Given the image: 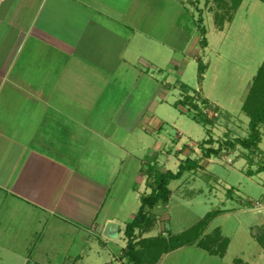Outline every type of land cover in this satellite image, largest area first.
<instances>
[{"label":"crops","instance_id":"1","mask_svg":"<svg viewBox=\"0 0 264 264\" xmlns=\"http://www.w3.org/2000/svg\"><path fill=\"white\" fill-rule=\"evenodd\" d=\"M186 1L0 0V264L127 263L124 232L137 215L116 194L120 168L129 159L128 193L142 205L151 158H138L137 147L163 159L154 135L164 140L165 124L184 140L181 115L170 123L156 109L176 105L166 83L183 81L193 61V34L174 33L179 48L166 29L192 16ZM158 47L163 58L151 64L145 51ZM161 218L137 228L138 240L159 233ZM120 239L121 253L108 259L109 241ZM75 243L72 255L66 246ZM227 250L187 243L146 264H246L224 260ZM59 255L69 261L54 262Z\"/></svg>","mask_w":264,"mask_h":264},{"label":"rangeland","instance_id":"2","mask_svg":"<svg viewBox=\"0 0 264 264\" xmlns=\"http://www.w3.org/2000/svg\"><path fill=\"white\" fill-rule=\"evenodd\" d=\"M183 4L188 9L186 13L192 16L182 18L183 28L167 24L166 29L171 30L173 41L179 48L181 40L174 33L193 34L186 54L193 57V61L186 65L181 77L183 81L174 79L166 83L170 84L174 101L179 105H161L156 112L170 123L173 117L181 115L184 140L178 144L180 133L165 124L162 135L167 137L163 140L154 135L155 141L165 142L163 159L158 161L150 157L152 148L145 150L142 146L137 147L135 155L141 159L151 158L146 162L151 189L153 175L157 172H177L179 165L187 159L195 160L199 166L184 172L180 179L172 180L169 184L172 190L170 201L149 211L148 224L156 222L157 215L162 217L157 222L159 233L151 236L154 237L149 238L151 241L142 243L137 256L145 264L154 259L173 234L182 233L185 241L196 237V244L209 251L220 252L228 247L224 260L239 258L246 264H264V118L258 126L256 146L249 147L244 142L251 135V117L243 108L251 89H254L260 68L264 71V0H187ZM153 50L145 51L151 64L163 58L159 47ZM165 52L174 54L168 47ZM183 56H180L182 60ZM200 63L208 68L203 83ZM169 67L166 65L164 69ZM149 81L152 84L153 81ZM261 86L263 91L256 97L257 102L250 104L252 109L264 106V81ZM148 124L145 123L150 126ZM132 140L138 142L140 138ZM210 149H218V152H210ZM128 167L129 159L120 168L116 194L119 200L127 198L126 208H132L137 215L141 199L136 200L134 193H128L135 190L133 180L136 179H133V169L128 171ZM122 195H126L124 199ZM118 204L113 209L115 213ZM213 210H219V214L203 228L204 221L209 218L207 213ZM109 242L113 252L106 247L107 258L115 259V254L122 251L123 240ZM18 244L24 243L16 241L15 245ZM76 244L66 246L71 250L67 252L79 253ZM205 257L207 255L202 258ZM61 258L54 262L69 261ZM94 261L98 264V256Z\"/></svg>","mask_w":264,"mask_h":264},{"label":"trees","instance_id":"3","mask_svg":"<svg viewBox=\"0 0 264 264\" xmlns=\"http://www.w3.org/2000/svg\"><path fill=\"white\" fill-rule=\"evenodd\" d=\"M204 70H205V66L202 63H200L199 72L201 75L204 73ZM263 78H264V71L262 70V68H260L259 73L254 80V84H255L254 89H251L250 95L248 96L247 101L243 105L244 110L248 112L251 117V121H250L251 135H250V138L244 142L249 147L256 146V143L258 142V139H259L258 126H259V123L264 118V106L259 107L258 105V107H255L254 109H252L251 108L252 105H250V104H255L257 102L256 97L257 96L259 97L260 91H263L262 86L260 88L261 83L264 81ZM256 92H258V94ZM188 99H191V98L188 97ZM205 103H208V100L205 101ZM175 104L179 105V102L178 103L176 102ZM200 121L201 120H199V122ZM212 151L218 152V149H214V150L210 149V152ZM198 166L199 165L195 160L187 159L185 162L179 165L177 172H174L172 170H167L166 172H157L153 175L154 179L152 180H153L154 186L152 187V191L149 194L142 196V205H141V208L137 216L134 218L133 221L127 224L126 229H125L127 245L123 251L122 258H127L128 260H127V263H124V264H142L141 257L137 256L139 254L138 249H140L143 242H147V241L149 242V240L151 241V239H149L150 238L149 237V238H143L141 240H138L136 229L142 228L144 224L146 225L148 224V215L151 209H153L156 205L166 204L169 202L171 194H172V190L169 187L170 182L172 180L180 179L184 172L191 171L197 168ZM146 207H148L149 210H147ZM218 214H219V210H213V211L208 212L207 217H209L208 218L209 220L207 219L206 221H204L203 228L207 225V222L211 221ZM151 238H154V237H151ZM193 238L194 237H192L190 240L185 241V239H183L182 233L173 235L171 238H169V241L165 242L166 245L163 247V249H161L155 257H153L154 259L145 262V264L156 262L161 256V254L164 252H169L170 250L176 249L187 243H196L198 238L197 239L196 237L194 239ZM163 239L164 238H162L161 240ZM200 246L206 249L207 251H209L203 245L200 244ZM225 251L226 249L224 248L220 252H217L215 250L209 251V252L224 254Z\"/></svg>","mask_w":264,"mask_h":264}]
</instances>
